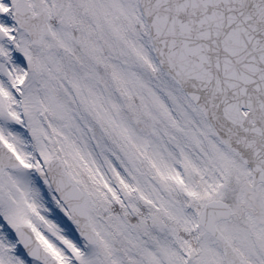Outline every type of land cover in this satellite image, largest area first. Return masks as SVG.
I'll list each match as a JSON object with an SVG mask.
<instances>
[{
    "label": "snow or ice",
    "instance_id": "6c2138e0",
    "mask_svg": "<svg viewBox=\"0 0 264 264\" xmlns=\"http://www.w3.org/2000/svg\"><path fill=\"white\" fill-rule=\"evenodd\" d=\"M0 264H264V0H0Z\"/></svg>",
    "mask_w": 264,
    "mask_h": 264
}]
</instances>
